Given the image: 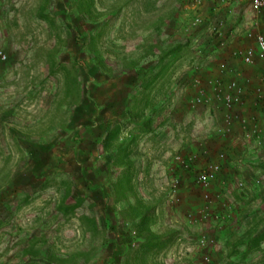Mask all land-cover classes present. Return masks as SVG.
<instances>
[{"label": "rangeland", "instance_id": "obj_1", "mask_svg": "<svg viewBox=\"0 0 264 264\" xmlns=\"http://www.w3.org/2000/svg\"><path fill=\"white\" fill-rule=\"evenodd\" d=\"M259 34L250 0H0V264H264ZM233 80L260 138L193 103Z\"/></svg>", "mask_w": 264, "mask_h": 264}, {"label": "built area", "instance_id": "obj_2", "mask_svg": "<svg viewBox=\"0 0 264 264\" xmlns=\"http://www.w3.org/2000/svg\"><path fill=\"white\" fill-rule=\"evenodd\" d=\"M250 3L251 8L255 13H260L264 10V0H250ZM236 55L241 57L244 63L250 64L255 57V52L251 50H239ZM256 55L260 60L264 61V35L262 34H259L256 37ZM7 59V55L0 48V63L6 62ZM220 69L222 72H226L227 65L222 64L220 66ZM262 79L264 81V76L262 77ZM207 86L213 91L212 96L208 94L207 89H201L195 97L193 103L196 106H204L217 101L221 103V105H223L227 114L225 116V125L219 131V134H221L222 136L231 134L232 127L234 123L237 122L240 124L246 137H261L262 129L259 120L256 117L252 119L240 117L235 111V107H242L246 102V91L245 87L242 86V84L235 80L223 84H218L217 82L214 83V81H210ZM210 86H212V88ZM262 123H264V118H262ZM221 158H224V156L221 155ZM220 169V164L215 163L210 166V170L212 173H218ZM199 183L205 188H208L210 186L211 181L208 173H205L199 177ZM206 198H208V195L206 196ZM202 243H204V241Z\"/></svg>", "mask_w": 264, "mask_h": 264}, {"label": "trees", "instance_id": "obj_3", "mask_svg": "<svg viewBox=\"0 0 264 264\" xmlns=\"http://www.w3.org/2000/svg\"><path fill=\"white\" fill-rule=\"evenodd\" d=\"M155 76H157V75H155ZM155 78L156 77H153L152 80H154ZM118 133H119L118 127L116 129H113V130L107 129L106 135H105L104 139H102L103 137H101V139H102L101 140V143H102V145H103V147H104L105 150L109 151V149L111 147V143L114 140H116V138L118 136ZM93 139L95 140L94 141V144H97V141L99 140L98 137L97 138H93ZM67 208L70 209L71 211H74L77 208V205L76 206H70V205H68ZM261 239H264V231L261 233V235H259L258 238L253 239V242L256 241V240H261Z\"/></svg>", "mask_w": 264, "mask_h": 264}, {"label": "crops", "instance_id": "obj_4", "mask_svg": "<svg viewBox=\"0 0 264 264\" xmlns=\"http://www.w3.org/2000/svg\"><path fill=\"white\" fill-rule=\"evenodd\" d=\"M246 99H247V95H246Z\"/></svg>", "mask_w": 264, "mask_h": 264}]
</instances>
